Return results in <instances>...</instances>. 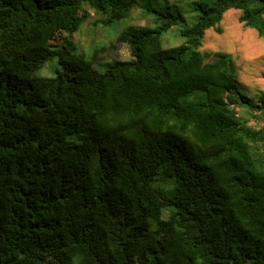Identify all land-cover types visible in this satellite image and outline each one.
<instances>
[{"label": "trees", "instance_id": "16d2710c", "mask_svg": "<svg viewBox=\"0 0 264 264\" xmlns=\"http://www.w3.org/2000/svg\"><path fill=\"white\" fill-rule=\"evenodd\" d=\"M138 8L155 26L120 32L130 59L78 51L90 9ZM193 8L189 24L170 2L0 0V264H264V92L201 50L231 8L264 36V0ZM174 26L184 42L164 47Z\"/></svg>", "mask_w": 264, "mask_h": 264}, {"label": "rangeland", "instance_id": "374dc122", "mask_svg": "<svg viewBox=\"0 0 264 264\" xmlns=\"http://www.w3.org/2000/svg\"><path fill=\"white\" fill-rule=\"evenodd\" d=\"M157 5L166 2L176 3L185 14L187 23L191 24L197 18L198 12L193 8V0H154ZM91 17L82 24L72 38L78 44V51L87 56L96 55L95 67L103 70L102 64L114 59H130V50L126 40L120 39V32L129 24L155 26V12H143L135 9L131 19L115 20L110 24H104L96 20L100 15L90 9ZM241 11L231 8L224 14L220 25L223 29L218 32L214 27L206 30L203 37L201 50L225 51L234 56L237 66L238 80L241 90L248 96L256 97L264 92V36H260L255 28L246 27L239 21ZM66 32L59 33L55 40H61ZM164 47L177 46L184 42L180 34L179 26H174L162 34ZM59 67L57 58L46 63L38 72L41 76H54ZM241 113L256 124L253 114L246 108L240 107ZM164 211V216L168 214ZM245 264H251L248 261Z\"/></svg>", "mask_w": 264, "mask_h": 264}]
</instances>
